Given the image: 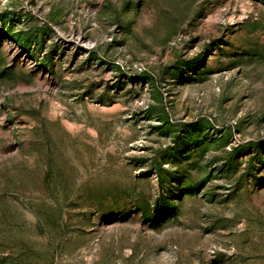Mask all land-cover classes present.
I'll use <instances>...</instances> for the list:
<instances>
[{
    "label": "rangeland",
    "instance_id": "1",
    "mask_svg": "<svg viewBox=\"0 0 264 264\" xmlns=\"http://www.w3.org/2000/svg\"><path fill=\"white\" fill-rule=\"evenodd\" d=\"M0 264H264V0H0Z\"/></svg>",
    "mask_w": 264,
    "mask_h": 264
}]
</instances>
